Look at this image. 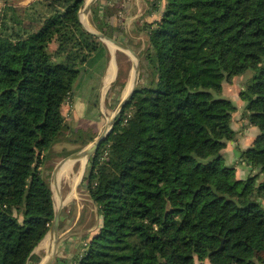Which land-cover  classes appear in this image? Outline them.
Returning <instances> with one entry per match:
<instances>
[{
  "label": "trees",
  "instance_id": "1",
  "mask_svg": "<svg viewBox=\"0 0 264 264\" xmlns=\"http://www.w3.org/2000/svg\"><path fill=\"white\" fill-rule=\"evenodd\" d=\"M18 1L0 13V264L39 261L54 217L43 164L80 148L51 150L84 66L109 53L84 0H32L23 17ZM121 6L97 1L92 21L131 44L112 29ZM146 27L140 82L83 179L99 220L76 264H264V0H166ZM249 69L239 95L258 133L240 148L223 90Z\"/></svg>",
  "mask_w": 264,
  "mask_h": 264
},
{
  "label": "rangeland",
  "instance_id": "2",
  "mask_svg": "<svg viewBox=\"0 0 264 264\" xmlns=\"http://www.w3.org/2000/svg\"><path fill=\"white\" fill-rule=\"evenodd\" d=\"M30 1L32 0H20L16 3L17 8L19 9L18 14L21 17H23L24 14V7ZM97 1L106 4L108 1L114 3L118 0ZM161 1L162 3L160 6H154L152 0H136L133 2V5H135V9L132 7L133 12L132 9H127V6L125 4L126 2L124 3V5L122 4L123 6L118 8L116 12L117 15L113 17L114 25L112 29L114 33L121 36L125 40H130L131 44L129 45L139 53V51H141L145 47L147 42V22H152L157 19L158 17H151L156 15L157 11L161 13V11L164 9V7L162 8V5L166 0ZM133 15H135L134 18H132ZM87 18L90 27L98 29L92 21L91 12L87 15ZM106 46L109 51L108 55L101 58H93L90 62L86 63L83 73L76 83L73 95L69 103L65 104L64 106V113L67 116L68 122L71 126L69 128V131H67V134H69L68 138H71L72 141H69L68 138L66 139L63 137L61 141L53 145L51 149L53 152H62L63 149L73 150L79 147V149H81L89 144L90 142L81 146L83 137H85L86 134L93 132L94 134H96V138L103 131L108 118L113 116L116 106L124 97L130 79L132 77L134 60L128 53L118 48L113 49L111 45L106 44ZM113 67L115 68V72L112 75L111 82L106 87V79ZM253 74L254 71L252 69H249L244 74L234 77L232 83H230L229 85L226 84L227 86L223 90V94L238 99V93L240 92L242 87L248 84ZM115 84H122V87H117L119 91L115 92L114 90L116 88H112ZM234 116V125L240 130L238 135L241 136L242 139H244V136H246L245 134L249 132V126L246 124V119L243 117V110L240 109L238 112H235ZM239 145V147L242 148L246 144L245 142H241V144ZM237 146L238 145H236V148L233 151L234 161H237V159L239 158V151L237 150ZM66 156L67 155L58 157L55 156L53 157V159L50 158L45 164H43V176L49 182L51 181V173L54 166L57 162H59V160ZM81 164L82 162L81 160H79L75 162L72 167L68 168L67 172L63 173L62 180H60L61 197L63 199H66L71 193L72 188L76 186L75 178L79 174ZM238 165L237 171L239 173V176H245L247 172L251 170L250 166L244 164ZM78 215L79 217L77 218ZM61 216L62 226H60V233H63L65 229L76 222L77 223L74 225V230H78L82 227H87L98 222V206L90 197L89 191L84 185L79 186L73 198L66 202ZM85 242L86 240H82L83 244ZM42 249L43 248H41L38 252L40 255L44 253L43 255L45 256L46 250L42 253ZM41 261L42 260H40L37 264H40Z\"/></svg>",
  "mask_w": 264,
  "mask_h": 264
},
{
  "label": "water",
  "instance_id": "3",
  "mask_svg": "<svg viewBox=\"0 0 264 264\" xmlns=\"http://www.w3.org/2000/svg\"><path fill=\"white\" fill-rule=\"evenodd\" d=\"M96 2L97 0H84L83 5L79 11V18L83 24V27L89 32L93 33L95 36L99 37L107 45H114L116 48L128 53L134 60V74L130 83L129 90L116 106L113 116L108 118L103 131L92 142H90L83 148L76 150L59 160V162L56 163L52 170L50 186L53 193L52 196L54 201V217L49 230L33 250L34 252L40 246V244L46 248V254L40 264H54L56 262L60 251V221L62 210L66 202L73 198L77 188L82 185L90 159L95 155L100 144L108 137L114 125L116 117L118 116L126 102L130 99L135 89L137 88L141 74V56L135 49H133L125 41L115 36H111L96 28H91L85 22V18L92 11V8L96 4ZM79 160H81L82 164L79 169V174L75 178L76 186L72 188V191L68 195V197L66 199H63L61 197L60 179H58L59 173L64 166L71 167L75 162ZM59 197L60 202H57V198Z\"/></svg>",
  "mask_w": 264,
  "mask_h": 264
},
{
  "label": "crops",
  "instance_id": "4",
  "mask_svg": "<svg viewBox=\"0 0 264 264\" xmlns=\"http://www.w3.org/2000/svg\"><path fill=\"white\" fill-rule=\"evenodd\" d=\"M120 1L123 5L124 3L126 4L127 6V9H132V12H133V8L135 9V5H133V2L136 1V0H118ZM130 3V5H129ZM131 6V7H130ZM133 7V8H132ZM164 7V4L162 5V8ZM127 10V12H128ZM162 10V9H161ZM163 11V10H162ZM161 11V12H162ZM131 12V13H132ZM157 14L152 16L151 18H157L159 17V15L161 13H159V11L156 12ZM137 15V14H136ZM135 15L132 16V18H134ZM140 18V17H139ZM229 85V84H228ZM227 85H225L226 87ZM224 87V89H225ZM227 96V95H226ZM230 97V96H228ZM232 98V97H231ZM235 103L237 104L238 106V111L240 109H243L244 108V102L243 100L240 98V95L238 93V99L236 98H232ZM236 111V112H238ZM235 114V113H234ZM235 117V116H234ZM258 133V129L257 127L255 126H250L249 127V132L247 134H245L246 136H244V139H242L241 136H239V140H240V143L241 142H245L246 145H244V147L242 148H246L250 143L251 141L254 139V137L256 136V134ZM251 139V140H249ZM249 141V142H248ZM236 147H234V144H229L228 146V155H229V160L230 162H234V154H233V151ZM239 166V165H238ZM239 174V173H238ZM62 217V216H61ZM79 217V215L77 216V218ZM98 219V217H97ZM77 223V222H76ZM76 223H73L71 226H69L67 229H65L63 231V233L61 232L60 233V251H59V255H58V258L56 260V262L54 264H76V260H77V256L82 254V246L84 245L82 243V240H87L88 236L97 228L98 226V222H96L95 224L93 225H89L87 227H82L81 229H78V230H74V225ZM87 230V231H86ZM65 238V239H64ZM41 248L42 249V253L46 250V248L43 246V245H40L38 247V249H36L34 251V253H36L38 256H39V261L42 260L44 258V253L43 254H39V250ZM43 255V256H42ZM42 258V259H41ZM39 261H33L31 264H37Z\"/></svg>",
  "mask_w": 264,
  "mask_h": 264
},
{
  "label": "bare ground",
  "instance_id": "5",
  "mask_svg": "<svg viewBox=\"0 0 264 264\" xmlns=\"http://www.w3.org/2000/svg\"><path fill=\"white\" fill-rule=\"evenodd\" d=\"M85 22L88 24V18L86 17L85 18ZM88 26H90L89 24H88ZM111 47L114 49H116V47L114 46V45H111ZM114 64H115V62H114ZM114 64H113V66H114ZM115 72V68L113 67L112 68V70L110 71V73H109V75H108V77H107V79H106V87L109 85V83L111 82V78H112V75H113V73ZM133 74H134V69H133V71H132V77H133ZM132 77H131V79H130V82H129V84H128V87H127V89H126V93H127V91L129 90V87H130V83H131V80H132ZM125 93V94H126ZM72 167V166H71ZM68 168H70L69 166H64L63 168H62V170L60 171V173H59V177H58V179H60V180H62V175H63V173L64 172H67V170H68ZM73 169V168H72ZM57 202H60V197L59 198H57Z\"/></svg>",
  "mask_w": 264,
  "mask_h": 264
},
{
  "label": "built area",
  "instance_id": "6",
  "mask_svg": "<svg viewBox=\"0 0 264 264\" xmlns=\"http://www.w3.org/2000/svg\"><path fill=\"white\" fill-rule=\"evenodd\" d=\"M7 5V0H0V13L4 10Z\"/></svg>",
  "mask_w": 264,
  "mask_h": 264
}]
</instances>
